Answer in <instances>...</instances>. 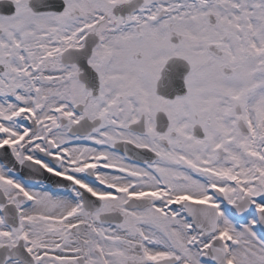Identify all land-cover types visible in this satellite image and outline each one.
<instances>
[{"label":"snow or ice","instance_id":"obj_1","mask_svg":"<svg viewBox=\"0 0 264 264\" xmlns=\"http://www.w3.org/2000/svg\"><path fill=\"white\" fill-rule=\"evenodd\" d=\"M0 264H264V0H0Z\"/></svg>","mask_w":264,"mask_h":264}]
</instances>
